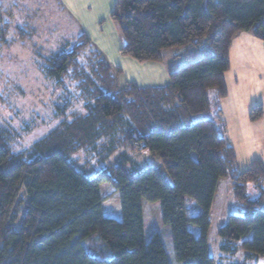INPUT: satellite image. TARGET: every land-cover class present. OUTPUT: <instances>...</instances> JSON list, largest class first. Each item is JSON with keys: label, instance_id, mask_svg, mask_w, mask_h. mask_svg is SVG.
Wrapping results in <instances>:
<instances>
[{"label": "trees", "instance_id": "16d2710c", "mask_svg": "<svg viewBox=\"0 0 264 264\" xmlns=\"http://www.w3.org/2000/svg\"><path fill=\"white\" fill-rule=\"evenodd\" d=\"M110 17L120 52L163 62L169 82L121 86V68L82 31L71 38L70 51L45 59V74L61 83L81 50L93 47L90 72L79 73L83 112L64 114L24 151H13L0 131V264H170L159 231L144 239L142 199L159 201L176 261L215 264L208 252L209 213L225 176L241 212L219 227V248L229 255L241 249L245 262L258 264L264 255V164L256 158L238 171L219 109L206 116L226 95L232 38L246 31L264 41V0H115ZM248 116L263 117V106H252ZM135 148L160 164L128 167L126 151ZM117 149L124 151L115 164L87 176L93 162ZM102 182L117 195L120 218L103 212ZM248 185L256 197L248 196ZM185 197L199 205L198 214H186Z\"/></svg>", "mask_w": 264, "mask_h": 264}, {"label": "rangeland", "instance_id": "374dc122", "mask_svg": "<svg viewBox=\"0 0 264 264\" xmlns=\"http://www.w3.org/2000/svg\"><path fill=\"white\" fill-rule=\"evenodd\" d=\"M76 33L77 29L54 0H0V131L7 134L13 151L30 148L34 141L53 129L64 114L69 118V114L83 112L85 95L81 94L83 77L79 73L90 72L93 47L81 50L77 60L63 75L61 83H56L44 72L45 59L57 51H70L73 42L71 38ZM123 151L117 149L106 160L93 162V169L87 172V176L93 177L96 168L115 164ZM126 153L131 160L128 167L132 164L141 168L160 164V159L147 150L135 148ZM161 172L170 182L164 170ZM99 188L104 211L120 218L119 200L111 186L102 182ZM246 191L250 198L258 195V191L251 185L247 186ZM22 197L20 194V199ZM141 207L145 241L149 240L153 232L159 231L169 263L181 264L174 258L170 228L162 223L159 201L142 199ZM240 209L232 197L230 178L221 177L209 213L208 252L215 264H252L243 260L241 249L229 255L219 248V227L229 214H239ZM199 211V205L185 197L186 214L195 215ZM187 227L194 234L199 231L191 223ZM258 264H264V255L259 257Z\"/></svg>", "mask_w": 264, "mask_h": 264}, {"label": "crops", "instance_id": "0c3cea01", "mask_svg": "<svg viewBox=\"0 0 264 264\" xmlns=\"http://www.w3.org/2000/svg\"><path fill=\"white\" fill-rule=\"evenodd\" d=\"M59 1L63 14L77 32H84L111 64L121 68V86L129 81L141 87L163 86L169 82L163 62L138 61L120 52L122 40L110 17L115 0ZM228 59L229 67L223 75L226 95L212 103L206 117H213L219 109L237 169L242 172L256 158L264 164V116L254 121L248 116L252 106L261 104L264 108V41L241 31L231 40ZM103 212L114 215L104 209Z\"/></svg>", "mask_w": 264, "mask_h": 264}]
</instances>
